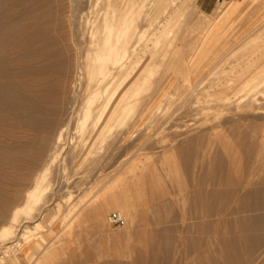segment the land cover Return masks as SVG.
<instances>
[{
  "label": "rangeland",
  "instance_id": "374dc122",
  "mask_svg": "<svg viewBox=\"0 0 264 264\" xmlns=\"http://www.w3.org/2000/svg\"><path fill=\"white\" fill-rule=\"evenodd\" d=\"M163 1L143 3L158 8L168 3ZM201 1L186 0L175 6L180 12L174 30L177 36L183 33L182 51L193 56L190 81L174 73V85L149 100L144 123L131 129L130 162L123 168L80 164L85 155L71 130L52 164L45 202L31 216L19 215L13 235L0 242L4 254L0 264H264V111L237 112L238 116L236 112L234 116L232 112L195 114L202 106L194 99L198 88L231 75L236 59L250 52L264 54V0L253 1L238 14L230 6L233 0L222 5L213 0L212 13L200 7ZM61 3L68 6L66 0ZM50 5V25L55 28L59 19L53 33L63 37L69 28L58 17L57 4ZM178 26L185 28L180 31ZM185 81L202 87L192 93ZM260 89L264 104V85ZM206 121L212 122L210 126ZM12 122L11 118L12 127L7 129L13 132ZM52 146L48 144L34 165V147L26 144L11 155L18 161L15 165L0 160L1 229L9 225L15 207L23 205L26 189L33 187L34 175L49 160ZM114 151L110 153L116 156L121 152ZM102 154L107 153L101 150ZM112 212L121 213L123 226L108 223ZM37 223L40 227L34 235L25 237V228L33 229ZM4 247H10L6 253Z\"/></svg>",
  "mask_w": 264,
  "mask_h": 264
},
{
  "label": "bare ground",
  "instance_id": "6f19581e",
  "mask_svg": "<svg viewBox=\"0 0 264 264\" xmlns=\"http://www.w3.org/2000/svg\"><path fill=\"white\" fill-rule=\"evenodd\" d=\"M66 1L68 6L61 0H0V160L15 165L18 161L11 155L21 152L26 144L34 147L31 161L34 165L48 144L55 145L49 160L34 175L33 187L25 190L23 205L12 209L9 225L0 228V242L13 235L14 223L20 214L31 216L36 208L40 209L38 204L45 202L52 164L71 130L76 132L75 143L85 155L80 164L123 168L130 162L127 155L131 129L144 123L149 100L174 85L176 77L172 74L184 75L187 80L192 75L193 56L182 51L183 33L180 37L174 30L178 11L175 6L186 0H164L168 3L158 8H146L145 0ZM53 2L58 6L57 14L61 13L58 17L69 28L63 37L59 32L53 33L59 24L57 17V24L53 22L56 26L52 27L50 4ZM66 40L68 48L63 44ZM67 49L72 52V65ZM262 55L250 52L236 59L228 77H221V69L217 70L220 77L206 86L202 87L203 81H199L201 86L196 83L202 87L198 88L199 92L196 85L187 81L192 93L196 90L199 96L194 99L202 106L193 108L195 114L220 116L223 112L224 115L232 112L234 116L236 112L238 116L237 112L264 111V104L259 100L260 88L264 85ZM43 74L47 77L38 81ZM39 87L42 90L38 92ZM11 118L15 123L13 132L7 129L12 127ZM206 122L210 126L211 121ZM20 137L26 138V143ZM109 149L121 152L116 156ZM101 150L107 154L99 155ZM38 227L39 223L33 229L26 227L25 237L33 236ZM38 240L43 241L41 237ZM8 248L4 247L3 252Z\"/></svg>",
  "mask_w": 264,
  "mask_h": 264
},
{
  "label": "crops",
  "instance_id": "0c3cea01",
  "mask_svg": "<svg viewBox=\"0 0 264 264\" xmlns=\"http://www.w3.org/2000/svg\"><path fill=\"white\" fill-rule=\"evenodd\" d=\"M253 1L255 0H233L230 6H233L238 14L239 12H242L250 7ZM213 2V0H202L200 3V7L206 10V12L208 13H212L215 7V4Z\"/></svg>",
  "mask_w": 264,
  "mask_h": 264
},
{
  "label": "built area",
  "instance_id": "2783aa9c",
  "mask_svg": "<svg viewBox=\"0 0 264 264\" xmlns=\"http://www.w3.org/2000/svg\"><path fill=\"white\" fill-rule=\"evenodd\" d=\"M219 2H230L231 0H218ZM107 221L112 226H123L124 219L119 212H112L108 215Z\"/></svg>",
  "mask_w": 264,
  "mask_h": 264
}]
</instances>
